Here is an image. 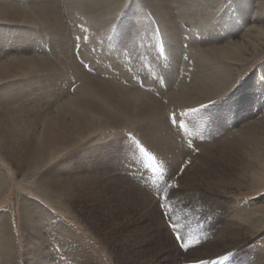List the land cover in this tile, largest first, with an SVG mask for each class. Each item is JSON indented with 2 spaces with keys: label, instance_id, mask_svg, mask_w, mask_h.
<instances>
[{
  "label": "bare ground",
  "instance_id": "1",
  "mask_svg": "<svg viewBox=\"0 0 264 264\" xmlns=\"http://www.w3.org/2000/svg\"><path fill=\"white\" fill-rule=\"evenodd\" d=\"M126 3L0 0V205L14 184L20 187L19 216L24 230L19 254L15 216L10 211L2 214L0 264H101L87 247L82 248L72 225L59 218L64 209L73 217L80 215L114 247L120 264H177L173 253L180 249L173 245L166 253L160 239L165 236L171 241L168 230H163L156 200L127 181L117 166L124 153L115 148L126 140L112 137L110 142L108 138L115 133L106 132L133 131L176 169L187 152L177 142L183 130L178 134L169 124L170 113L221 96H229V113L236 116L233 124L219 132V140L203 145L201 154L193 158L198 165L186 171L182 186L209 205L212 201L214 212L230 204L227 195L264 189V0H134L129 15L152 14L177 66L181 38L207 36L201 42L191 38L192 71L179 78L176 67L171 70L170 81L158 87V97L136 84L125 86L116 77L137 73L150 61L141 65L140 58L138 63L129 59L139 48L127 45L123 35L124 41L118 43L116 28L134 27L119 23ZM67 9L73 16L67 15ZM77 13L81 17L72 31L82 34L77 35L76 46L87 57L98 58L99 50L103 53L95 74L74 53L71 25L66 21ZM184 23L191 26L189 32ZM254 65L253 76L236 89L243 71ZM104 73L113 79L103 78ZM238 141L250 145L239 148ZM210 194L224 199L217 201ZM259 206L252 207L250 215L241 210L244 219L240 221L221 214L225 233H220L215 244L195 252L196 260L218 257L242 245L253 233L264 232V203Z\"/></svg>",
  "mask_w": 264,
  "mask_h": 264
},
{
  "label": "rangeland",
  "instance_id": "2",
  "mask_svg": "<svg viewBox=\"0 0 264 264\" xmlns=\"http://www.w3.org/2000/svg\"><path fill=\"white\" fill-rule=\"evenodd\" d=\"M133 1L134 0H127L126 6H125L123 12H121V16L119 17V23H124V24L132 23L134 25V27H132V29L129 28L128 31L127 30L121 31V29L119 30V28H116V30L118 32L115 30V28L112 29V31L120 33V36L118 37V43H121L122 41H124V39L121 36V35H123L124 38H126L125 41H126L127 45H132L136 48H139V53L135 54L134 56L128 57L129 59L137 60V62L132 61V63L140 62L139 58L141 59V62H140L141 65L144 62L147 63L148 59L151 62L149 61L147 63L148 65H146L145 67H142V69L140 70L142 73L140 71L137 72L138 74L137 73L131 74L130 72H128L129 74L126 73L125 76H121L122 78L119 77L120 75L116 76V77L118 78V80H120L122 82V84L124 83L123 85H125V86H130V84L133 83L139 87H143L144 89L151 91L152 93L154 92L153 94H155L158 97V95H159L158 87L160 85L163 87V86H165L166 83H168V81H170L169 79L171 77H170L169 73L172 72L171 70L175 69V67H176L177 73H179V78H183V76L187 77L189 75L190 71H192L193 60L191 58V55L193 53H195V50L192 47H190V42L192 41L191 38H194L197 42H201V41L206 40L207 36L201 35V37H200V35H197L199 38L197 36L196 37H188V38L182 37L181 38V47H182L181 51L182 52L181 51L179 53L177 52V56H180V62H179V65L177 66V62L175 61V55L170 50L169 45L166 43L167 41L164 37L162 29H160V26H159L157 20L152 16V14L147 12V14L144 15V18L142 16L138 17V16H134L132 14L129 15V9H130V6L133 3ZM69 12L67 9V13H68L67 15L71 14ZM148 14H150V15L147 16ZM71 15L73 16V14H71ZM80 17L81 16L77 13L74 15V17H71L70 19L68 18L66 21L69 26L71 25L70 26V29H71L70 34L73 35V36H71V38L74 37V38H72V40L74 42L73 43L74 44V53H75L77 59L80 61V63L83 66H85L86 69L88 71H90L92 74H95L98 66L100 65L99 63H101V60H99V59L101 58V54H103V53H101V50H99L100 54H98V55H100V56H98V58L92 57V56L87 57L86 55H84L82 53L81 46L80 45L76 46V44L80 38V37L79 38H77V37L80 36V34H82V32L80 34H76V32L72 31L73 30L72 28L76 24V19L77 18L79 19ZM136 19H138V21ZM144 21H146V22H144ZM135 22H136V24H134ZM142 23H143V29H142ZM145 23H147L146 24L147 29L144 26ZM184 25H186V26H183L185 28V30L189 32V30H191V26L190 25L188 26V24H185V23H184ZM137 26H138V28H137ZM143 30L145 32H143ZM80 31H81V29H80ZM127 32H129V33H127ZM140 32H141V34H140ZM132 35L135 37H132ZM127 36H130V37H127ZM20 37H25V39H26L25 35L24 36L22 35ZM141 38L145 41H143ZM200 38H202V39H200ZM129 40H131V41H129ZM156 42H157V44H156ZM98 45L101 46V43H98ZM156 46L158 48H156ZM166 48L168 49V51L166 50ZM189 48L191 51L189 50ZM186 49H188L189 53H187ZM146 51H147V53H146ZM145 56H147V57H145ZM157 56H158V58H157ZM84 57H85V59H84ZM167 57H168V59H167ZM86 58H88V60ZM157 59L158 60L161 59L163 62L157 61ZM181 60H182V62H181ZM155 61H156V63H155ZM93 62H95V63H93ZM161 63H164V64H161ZM166 64H168V67H166L167 66ZM179 66H181V67H179ZM256 68H257V66L255 67V65H254L251 67H247V69H245L243 71V73L240 76L239 82L236 84V89L239 88V85L241 83L247 82L251 78V76H253ZM161 69L162 70L164 69L166 74ZM148 74H150L151 76H149ZM166 76H168V77H166ZM102 77L113 79L112 75L110 76V74H108V73H104L102 75ZM147 77L151 78L152 82H151V79L148 80ZM153 84H155V85H153ZM71 92H72V90H71ZM228 100H229L228 95L227 96H221L217 100H214L210 103H206V104H203L200 106L185 107V108L178 109L175 111L178 114H183V115H181L182 119L180 118V122L181 123L183 122V124H185V129H183V131L181 132L183 138L179 137L177 139L178 140L177 142H179V144H181V145L183 144V149L186 150L187 157L180 164V165H183V173L176 176V183L179 184L180 187H179V189L169 188L168 189V192L170 194L169 199L167 201H165V203H167V205H168L167 213H168V217L170 219L168 220V226L164 225L163 230L165 232L168 230L167 233L169 234V238L171 239V241L168 240V238H166L165 236H161L160 239H161L162 243L165 245V247H167L165 252L166 251L168 252L169 249L171 247H174V246H175L176 250L177 249L179 250L180 248L176 245L175 241H173L174 240L172 238L173 236L170 237L172 234L170 235L169 227H172L175 229L177 234H179L183 237V242L188 244V248L186 251L180 249L179 250L180 253H178L179 255L177 253H176L177 255L173 253V255H175L178 258L177 264H200L201 260H196L197 258L195 257L194 253L198 252V251H203L206 248V246H210L212 244H215L218 240V236L220 235V233L221 234H222V232L225 233V231H223L224 220L222 219V215L223 216L226 215V216H228V218L230 217L234 220L240 221V220L244 219L241 216V213H240L241 210H244V212H245L244 214L250 215L253 212L252 207H254V206L260 207L259 204L264 203V189L261 191H257V192H255L253 190L241 191L239 193L236 192L233 195L232 194L227 195V197L229 198L230 204H226V205L222 206L221 208H218L217 209L218 211L216 210L214 212L212 210V206H211V205H213L212 201L209 200V202L211 204V205H209V203L202 200L199 195L194 196L193 194H190V193H193L194 191L187 190L182 186V183H181L182 179L181 178L186 173V171H188V170L192 171L194 169L193 167L198 165V162L196 160H194L193 158L197 157L198 155L201 154V150H202L203 145L206 143L213 142V140L215 141L217 138L219 140V137L217 136V135H219V132L222 131V129L225 126H227V127L232 126L231 124H233L234 118L236 116L230 115L229 107H228V104H229ZM225 106L227 107V109ZM193 108H195V109L198 108V109L196 112H193V111H191ZM204 110H205V112H204ZM223 112H226V113H223ZM171 114H172V112L170 113V115ZM197 114H198L199 120H196ZM216 115H218V116H216ZM202 119L204 120L203 122H202ZM213 119H215V120H213ZM194 121H195V123H194ZM192 124H194V125H192ZM207 124H208V127H206ZM225 124H227V125H225ZM196 127L199 131H197ZM220 127H221V129H220ZM132 132L133 131H129V130H120V131L119 130H113V131L109 130V132L107 131L106 134H114L115 133L114 136L113 135L110 136V139L108 138V141H110V142L113 140V138L128 141V142L125 141L124 143L122 142L119 146H117L115 148V150L118 149L122 153H124L123 161H121L120 165H117V166L121 169V171L123 170L122 175L124 178H126L127 181H129L132 185L139 187L142 192H145V193H147L153 197V193H155L158 190V188L162 186V182H161V180L157 174V169L153 167L154 161L152 159H150V157L156 156L157 162H159L162 159L165 163V160L159 155V153L156 150L154 151L153 148H151V147L149 148L148 147L149 145L146 142L144 143L143 139L138 134H136L134 132L132 133ZM211 132H213V133L216 132L215 134H212V135H214V136L216 135L217 137L212 136ZM191 134H192V136H191ZM129 137L131 139H129ZM181 139L183 142L181 141ZM185 141H186V143H185ZM121 145H122V147H121ZM237 145H239L238 146L239 148L241 146H247L248 147L250 145V143H248V142L244 143L242 141H238ZM235 146H236V143H235ZM111 148H112L111 150H114V147H111ZM141 149H143V150H141ZM183 149H181V152ZM235 150H237V148ZM218 160H220V158H218ZM250 163L251 162H249L248 165H250ZM167 165H169V164H167ZM178 167H176V169ZM170 169H171V171L176 170L175 168H172V167H170ZM13 183H15V181H13ZM177 191H178L177 195L171 194L173 192L176 193ZM20 192H21L20 187H18L14 184L11 195L5 201V203L0 205V217L2 216V214H5L6 212H9V211L12 213V215L15 216V220H14L15 223L14 224L16 226V236H17V240H18L19 254L22 253V250H23L22 245L24 243V241H23L24 240L23 239L24 238V230H23L22 224L20 222V216H19V204H20L19 195H20ZM209 197L216 199L217 201H218V199L220 200L221 198L224 199L223 197L219 198V196L213 195V194H210ZM32 198L39 200L38 196L35 193H32ZM245 202L248 203V206L244 205ZM156 203H157V200H156ZM232 207H235V208H232ZM60 209H62V208H60ZM62 211H63V209H62ZM158 212H159V210H158ZM231 214H233V215H231ZM59 218L61 220L64 219L63 222H65L69 226L72 225L71 230L74 231L75 236L76 235L79 236V239L81 240V243L83 244L82 248L87 247L89 250L88 253L89 254L93 253L98 258L97 260L101 264H120L118 262V259L116 258L114 247H111L110 245H108L101 238V236L97 235L94 232V229L91 227V225L88 226L86 223H84L82 221V218L80 217V215L78 217H76V216L73 217L72 215H70L68 213L67 210L64 209V213L59 211ZM74 218H76V219H74ZM163 222H164V220H163ZM166 245H168V246H166ZM152 247H154V246L151 245L150 248H152ZM230 252L232 253V255L230 256L228 261L224 262V264H264V232H262L260 234H254L253 233L249 238H247V240L242 245L241 244L237 245ZM171 257H172L171 259H173V256H171ZM215 258H217V257H214L211 259H215ZM201 259H210V258L201 257ZM171 262H173V260H171ZM175 262H177V261H175Z\"/></svg>",
  "mask_w": 264,
  "mask_h": 264
},
{
  "label": "snow or ice",
  "instance_id": "3",
  "mask_svg": "<svg viewBox=\"0 0 264 264\" xmlns=\"http://www.w3.org/2000/svg\"><path fill=\"white\" fill-rule=\"evenodd\" d=\"M191 111L196 112L197 109L193 108ZM181 115L175 111L169 116V124L171 127L177 130L179 134L181 130L185 129V124L180 122ZM129 139H131L129 137ZM143 150V149H141ZM154 161L153 167L157 169V174L162 182V186L158 188V190L153 193V198L157 200L156 207L159 210L161 219L164 220L166 226H168V217L167 208L168 205L165 203L169 199V192L168 189H179L180 185L176 183V176L183 173V165H180L175 171H171L170 166L165 164L164 161L161 159L157 162L156 156L150 157ZM175 195L176 193H171ZM169 232L172 234L173 239L176 245L186 251L188 248V244L183 242V237L176 233L175 229L169 227ZM232 255L231 252H225L223 254H219L215 259H201L200 264H224L225 261H228L230 256Z\"/></svg>",
  "mask_w": 264,
  "mask_h": 264
}]
</instances>
